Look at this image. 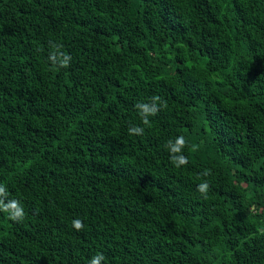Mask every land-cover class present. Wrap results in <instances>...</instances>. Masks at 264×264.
I'll use <instances>...</instances> for the list:
<instances>
[{"label":"trees","instance_id":"trees-1","mask_svg":"<svg viewBox=\"0 0 264 264\" xmlns=\"http://www.w3.org/2000/svg\"><path fill=\"white\" fill-rule=\"evenodd\" d=\"M0 184V264H264V0H0Z\"/></svg>","mask_w":264,"mask_h":264},{"label":"clouds","instance_id":"clouds-1","mask_svg":"<svg viewBox=\"0 0 264 264\" xmlns=\"http://www.w3.org/2000/svg\"><path fill=\"white\" fill-rule=\"evenodd\" d=\"M49 47L52 49L48 56L53 67L58 68H68L70 67V62L72 57L70 54L61 51L62 45H57L53 42L49 43ZM150 103L147 102H137L134 107L138 110V114L143 125H150L149 117L156 116L160 110L167 107V102L163 100L158 95L152 96L150 98ZM129 135L140 136L144 133V128L139 125H133L128 129ZM188 146L183 135L175 137V139H170L165 144V149L169 153L170 163L174 167L180 168L188 164V157L183 154L184 148ZM192 150L196 149L195 145L191 146ZM200 175L209 176L211 175V169H205ZM210 185L207 181L202 182L197 185V191L201 194L204 199H207L208 191ZM8 192L3 184H0V211L8 213V218L13 221H20L24 218V208L21 201L17 199H8ZM72 226L77 231H82L84 228V223L81 219L76 218L72 220ZM105 260L103 253H97L89 260V264H101Z\"/></svg>","mask_w":264,"mask_h":264}]
</instances>
